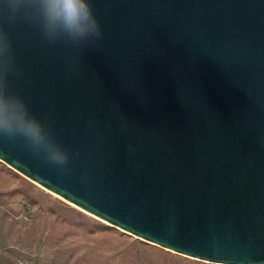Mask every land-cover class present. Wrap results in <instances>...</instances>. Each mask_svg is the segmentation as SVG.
<instances>
[{
  "label": "water",
  "instance_id": "95a60500",
  "mask_svg": "<svg viewBox=\"0 0 264 264\" xmlns=\"http://www.w3.org/2000/svg\"><path fill=\"white\" fill-rule=\"evenodd\" d=\"M90 3L98 48L0 12L11 87L70 154L61 172L0 138V162L165 251L264 264V0Z\"/></svg>",
  "mask_w": 264,
  "mask_h": 264
},
{
  "label": "rangeland",
  "instance_id": "374dc122",
  "mask_svg": "<svg viewBox=\"0 0 264 264\" xmlns=\"http://www.w3.org/2000/svg\"><path fill=\"white\" fill-rule=\"evenodd\" d=\"M0 264H207L142 242L0 162Z\"/></svg>",
  "mask_w": 264,
  "mask_h": 264
},
{
  "label": "clouds",
  "instance_id": "9594fccd",
  "mask_svg": "<svg viewBox=\"0 0 264 264\" xmlns=\"http://www.w3.org/2000/svg\"><path fill=\"white\" fill-rule=\"evenodd\" d=\"M10 22L19 18L36 23L49 43L63 41L77 48H98L103 31L90 0H3ZM15 56L9 35L0 29V138L22 142L35 156L64 172L70 154L51 135L47 125L35 117L25 100L11 87Z\"/></svg>",
  "mask_w": 264,
  "mask_h": 264
}]
</instances>
